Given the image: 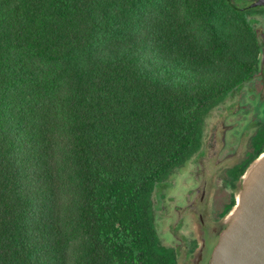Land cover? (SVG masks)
<instances>
[{
	"label": "trees",
	"instance_id": "obj_1",
	"mask_svg": "<svg viewBox=\"0 0 264 264\" xmlns=\"http://www.w3.org/2000/svg\"><path fill=\"white\" fill-rule=\"evenodd\" d=\"M258 53L230 0H0V264H178L154 191Z\"/></svg>",
	"mask_w": 264,
	"mask_h": 264
},
{
	"label": "flooded vegetation",
	"instance_id": "obj_2",
	"mask_svg": "<svg viewBox=\"0 0 264 264\" xmlns=\"http://www.w3.org/2000/svg\"><path fill=\"white\" fill-rule=\"evenodd\" d=\"M230 2L255 28L257 68L228 94L232 101L219 112L210 134L203 135L201 147L180 167L189 164L179 181L174 199L178 202H170L165 215L172 224L162 235L165 240L160 238L178 264H212L235 221L237 201L251 184L248 172L264 150V0Z\"/></svg>",
	"mask_w": 264,
	"mask_h": 264
},
{
	"label": "water",
	"instance_id": "obj_3",
	"mask_svg": "<svg viewBox=\"0 0 264 264\" xmlns=\"http://www.w3.org/2000/svg\"><path fill=\"white\" fill-rule=\"evenodd\" d=\"M248 173L251 184L212 264H264V150Z\"/></svg>",
	"mask_w": 264,
	"mask_h": 264
},
{
	"label": "rangeland",
	"instance_id": "obj_4",
	"mask_svg": "<svg viewBox=\"0 0 264 264\" xmlns=\"http://www.w3.org/2000/svg\"><path fill=\"white\" fill-rule=\"evenodd\" d=\"M231 99L226 98L223 100L217 107H215L210 114L207 116L205 125H204V131L203 135L207 136L211 132V128L214 125V123L217 121L219 117V112L224 110L225 104L230 103ZM189 164L186 163V166L184 168H179L176 173L172 174L168 180L161 183L157 186V188L154 191L153 194V201L155 203V210H156V226L157 231L160 236V238L165 240L162 235L164 232L168 229L169 226H171L172 221L167 222L165 219V215L169 213L170 209L172 208V205L177 200H174L176 197L179 196L180 188L178 187L179 181L183 176L184 171L188 168ZM173 201V204L170 203ZM163 205L165 207H163ZM165 235V234H164ZM172 244H177L172 241Z\"/></svg>",
	"mask_w": 264,
	"mask_h": 264
}]
</instances>
